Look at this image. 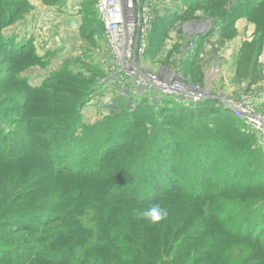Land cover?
<instances>
[{"label":"rangeland","instance_id":"obj_1","mask_svg":"<svg viewBox=\"0 0 264 264\" xmlns=\"http://www.w3.org/2000/svg\"><path fill=\"white\" fill-rule=\"evenodd\" d=\"M90 9H94L93 0H0V154L4 160L18 159L15 151L20 138L27 145L38 141V137L43 140L42 143L49 147L47 151H41L40 156H45V160H49V155L52 157L57 145L71 148L72 144L76 152L68 156L77 155L88 140L64 143L58 139V135L67 129L69 132L77 130L73 128L77 113L84 126L92 128L103 124L105 130L118 128L122 118L125 119L122 110L114 104V97L120 95L118 88L109 82L120 81L119 74L110 68V60L114 62L115 58L114 64L120 62L109 47L108 37L91 30L87 23ZM155 9L145 34L141 36L145 44L137 45L132 57L137 75L161 74L163 80L170 78L181 82L184 87L193 86L196 93L202 95L196 103L209 100L213 103L212 108L218 103L245 120L255 132L247 129L252 137L236 138L234 142L243 153L249 151L246 152L248 160L234 158L237 168L232 171L233 185L229 187L240 189L219 193L223 202L244 210L247 201L264 198V183L260 180L261 176L264 178V0H156ZM96 23L103 29L99 19ZM6 41L16 43L18 49L10 48ZM130 66L132 73L134 69ZM168 72L175 73V76ZM54 75L56 77L42 87L44 81ZM127 79L130 81L132 77ZM95 86L97 88L91 92ZM34 88L36 90H31ZM153 97L155 99L149 97L152 106L157 105V100L163 96ZM84 100L85 105L78 106V101ZM134 101H128L131 114L138 99L134 98ZM136 121L128 124L127 132L120 130L123 134L118 132L116 142H112L114 145L123 144L119 154L105 158L104 163L99 162L103 172L97 183L54 175L45 177L39 172L37 163L24 160L5 164L0 160V214L15 217L37 204L53 206V209H41L32 216L40 223L54 222L50 226L45 223L46 229L34 230L36 232L32 235L38 238L35 240L46 243L40 241V245L49 250L48 259L50 256L57 257L56 260L69 259L65 263L73 259L83 264H243L256 256V249L261 252L263 244L243 247L236 245L232 238L224 242L219 229L205 233L208 211L182 201V195L168 196L166 192L153 191L152 196L161 195H157L154 202H145L146 205L119 203L106 206L98 200L95 195L97 185L105 181L108 185L121 182L123 172L133 178L140 176L134 161H141L143 149L148 144L155 150L165 147L167 138L175 133L166 129L158 138L151 139L150 135L147 142L137 133L141 132L143 124L150 125V120L138 118ZM227 128L232 127L227 124L218 129L220 132ZM206 134L208 139L213 138L212 134ZM92 135L90 132L87 137L92 139ZM179 142L172 149L180 146L181 155H178L190 156L188 149L184 151L182 147L188 145L186 141L181 139ZM89 144L94 147L90 141ZM217 144L215 141L216 147ZM227 146L222 152L215 150L217 153H213L218 154L219 159L207 180L214 178L216 181L226 172L222 156L224 154L227 158L232 154ZM57 154L60 156L58 160H63L65 155ZM99 157L103 160L102 151L92 158L99 160ZM112 160L118 163L110 166ZM55 164L51 167L55 168ZM186 170H177L178 176L184 178L181 187L188 181ZM84 174L95 177L94 174ZM29 181L37 182V185L23 188ZM133 182L135 187L138 180ZM74 191L79 194L68 200ZM127 194L129 197L134 195L132 191ZM154 203L169 212L159 224L142 219L140 215ZM29 221L28 218L21 219L30 227L34 226V222ZM71 221L80 225L65 228L66 231L63 227ZM263 224L259 218L252 222V226L258 228ZM8 228L15 233L19 227L10 224ZM196 236L200 240L198 243ZM103 238H109L110 242L106 244L109 247L99 250L97 245ZM59 241H64V245ZM261 242L264 243V237ZM22 259L24 264L45 263L30 256ZM15 263L18 262L11 264Z\"/></svg>","mask_w":264,"mask_h":264},{"label":"trees","instance_id":"obj_2","mask_svg":"<svg viewBox=\"0 0 264 264\" xmlns=\"http://www.w3.org/2000/svg\"><path fill=\"white\" fill-rule=\"evenodd\" d=\"M93 6L94 9L89 10L87 23L89 24L91 30L105 34L104 30L96 23L98 16L95 9L94 0ZM5 43L6 45H9L10 48L12 47V49L16 47V43H12L11 41H6ZM55 77L56 75L45 80L42 87ZM96 88V86L93 87L91 92L95 91ZM31 90H36V88ZM128 95L129 98L122 97L119 94L114 97V104L116 108L122 110L121 113H123L125 117V119L122 118V120L119 122L121 126L118 128L109 126L110 128L105 130L103 128V124L92 128L86 127L84 126L83 122H81L79 113H77L76 117L73 118V124H75V127L73 128L77 130L69 132L67 129V131H63L64 134L58 135V139H62L61 142L65 141L64 143L76 142L80 139H82V141L88 140L86 144L82 145V148H80L77 155L68 156L71 155L70 153L76 152V149L72 148L73 145L71 143V148L57 145L55 150L52 152V157L49 155V160L47 158L45 160V156H40L42 155L41 151L45 152L49 147L47 144L42 143L44 142L43 140H40L38 137V141L27 145L25 140L20 138V145H18V148L17 146H13L14 149L17 148L15 152L18 155V159L4 160V157L2 154H0V160H2V163L5 164L9 162L14 163L15 161L22 162L24 160L37 163L39 164V172H41V175L45 177L48 175H54L53 177L57 176L64 179L73 178L86 183L90 182L91 184L97 183V181L100 180L102 176L101 173L103 172L100 168L99 162L101 163V161H103L104 163L105 158L115 154L118 155L120 149L123 146L121 143L119 145H114V143H112L116 142L118 132H120V130H126L124 132H127V128L129 127L128 124L130 125L131 121L136 123V119L145 118L150 120V125L143 124L142 129L140 128L141 132H138L137 134L143 139L147 140V142L150 135L151 139L158 138L160 132H163L166 129H171V131L175 133L172 134L173 136L167 138V142H165L167 145L165 146L166 148L163 145V148L161 147L160 149L157 148L155 150L152 148L153 145L148 144L147 148L145 147L143 149V158L141 161L139 159L134 161V165L139 167L141 173L140 176L133 178L130 177V175L126 176V173L123 172L120 177L121 182L115 181L114 183L108 185L105 181L104 184L97 185L95 187V195L97 196L98 200L106 206L117 205L119 203H140L142 205H146L145 202H154L156 196L161 195L156 193L157 195L152 196L150 193H153V191H163L168 193V196L169 194H173V196L176 197L177 195H182L184 198L182 201L185 200L187 202H191L194 207L200 210L205 209L208 211L206 218L208 222L203 229L205 233L211 230L219 229L222 236L221 239L224 242L229 241L232 238L236 245L243 247H250L255 245V243L256 245H264V243L261 242L264 237V224L259 226V228L257 226H252V222L257 218H259L260 221H264V198L251 199L250 202L247 201V203L243 205L244 210H241V208H235L230 202H223L221 200L222 198L219 196V193L222 191V193L226 194L227 192H230L234 189H240L239 187L230 188L229 186L233 185V180L231 179L232 171L237 168L236 159H234L235 156L247 160L249 158L246 156V152L249 151L245 150V153H243V150L241 151L238 143H234L236 138L237 140H245L247 135H252L247 130L250 128L245 120L236 117L230 110L226 109L222 105H219L218 103L216 106L218 108H212L211 106L213 103L209 100L196 103L186 100L178 101L174 97L163 96L162 99L157 100V105L153 104V106L155 105L153 107L152 100L148 96L139 98L134 97L132 94ZM134 98L138 99V101L135 103V111L131 114L128 111V107L130 103L135 102ZM87 99H89V97ZM128 101H130V103ZM78 103V106L82 105L83 107L85 105V100L81 103L78 101ZM227 124H229V126L232 128L220 130L219 132L218 128ZM1 126H4V124ZM146 127L151 128V130H148V128L146 129ZM250 131L252 130L250 129ZM90 132L93 134L92 139H89L90 136L87 137ZM206 133H209V135L212 134L213 138L208 139L209 136H206ZM119 134L121 135L123 132H120ZM155 134L158 136L156 137ZM168 134H170L169 131ZM253 134H255V132ZM181 139L186 141L188 144L186 147L182 146L184 151L185 149H188V153L191 154L190 156L187 155L188 157L180 156L181 154L179 149L182 150L180 146H178L176 149H172V146H177L176 144L180 143L179 141H181ZM89 141L94 146L93 148L89 144ZM215 141L218 142L217 147L215 145ZM225 145H228L227 149L230 153H232L230 157L227 156V158H225L224 154L222 156V161L226 162L224 164H226L227 170L226 172L224 171L225 173H223L221 177H218L216 181L214 178H210L209 180L212 182V184L210 183L209 185V180L207 179L210 177L211 173L213 174L211 169L212 167L216 166L215 162L219 159V156L217 157L218 154L215 155L213 153L222 152V149ZM90 148L92 150H90ZM56 149L59 151H56ZM152 150H155V152L150 153ZM215 150L218 151L215 152ZM98 151H102L103 160L102 157H99V160H94V158H92L98 153ZM57 153L64 154L65 159L63 158V160H58L60 156H58ZM92 153L94 155H92ZM69 157H72L71 160H66ZM237 160L239 161L240 158H237ZM112 161L113 162H111L112 164L110 166L118 163L117 160H115L116 163L114 160ZM55 162L57 164H55ZM54 164L56 166L55 168H52L51 165ZM62 164L63 166H60ZM131 164L132 162H130L129 165ZM171 164L172 168H170ZM246 166L249 167L250 164H247ZM179 168H185V170L187 169L186 173L188 174V181L183 187H181V185H183L184 178L182 179L180 176H178L179 172L177 170H179ZM84 173L94 174L95 177L89 178ZM129 177L130 181L128 180ZM204 177L206 180H203ZM133 180H138L135 187L133 186ZM260 180L261 183H264V178L262 176L260 177ZM34 185H37V182L29 181L27 186L25 185L23 188H31ZM149 185L152 187H150L148 190ZM255 187L259 188L262 186L257 185ZM129 191H132V194L134 195L129 197L127 194ZM76 193V191L72 192L71 195L68 196V200L70 198L77 197L75 195ZM57 197L60 198L61 196ZM51 203H53V200ZM51 207L53 206H49L48 203H41L40 205L37 204L33 208H29L25 212H22V215L18 213L15 217L8 213L0 214V264H9V262L11 264L13 261L18 262L15 264H24L23 262L21 263V261H24L22 258L29 256L33 260L35 258L36 260H42L43 263L45 262L44 264H83L76 263V261L73 259L71 260L72 262L65 263L64 261L69 260L67 258L63 260H56L58 259L57 257L50 256L51 259H48L50 255L49 250L46 249V246L40 245V241L42 240L38 241L35 240L38 238L33 237L32 234L36 232L34 230L45 228L44 226L47 222L49 223L48 226L54 222H49V220H46L40 223V220L36 218L34 219L32 216H35L36 213H38L41 209L47 210ZM9 216L11 217L4 220L5 217ZM22 218H28V220H30L29 222H34V226L30 227V225H27L28 222H21ZM7 223L12 224L15 228L19 227L17 232L14 233L13 230L8 228L10 227V224ZM76 225L78 226L80 223L74 224V222L71 221L63 228L72 229ZM21 235L24 236L21 238L19 237ZM45 240H47V238ZM195 241L196 243L200 241L197 236L195 237ZM109 242V238L101 240V242L97 245V249L104 250L105 246L108 248L109 246L106 244ZM42 243L46 244L43 241ZM64 243V241H59L60 245H64ZM258 250L259 249H256L257 252L254 253L256 256L247 259L243 264H264L263 246L260 249L261 252L259 251L258 253ZM42 256L46 257V259L42 258Z\"/></svg>","mask_w":264,"mask_h":264},{"label":"built area","instance_id":"obj_3","mask_svg":"<svg viewBox=\"0 0 264 264\" xmlns=\"http://www.w3.org/2000/svg\"><path fill=\"white\" fill-rule=\"evenodd\" d=\"M98 19L103 24L105 35L110 40L109 47L116 54L119 64L110 60L112 72L119 74L120 81L109 80L110 84L118 88L122 97L132 94L134 97L162 96L174 97L176 100L195 102L200 94L196 93L193 86L184 87L181 82H175L170 78L163 80V76L140 73L132 62V57L137 45H144L141 36L145 34L148 22L156 11V0H94ZM133 66H130V64ZM132 67V73L130 68ZM171 74L170 72H168ZM177 74V73H176ZM171 76H175L172 73ZM127 77H132L128 80ZM257 121V120H256ZM251 122H254L251 120ZM255 123V122H254ZM257 123V122H256Z\"/></svg>","mask_w":264,"mask_h":264},{"label":"clouds","instance_id":"obj_4","mask_svg":"<svg viewBox=\"0 0 264 264\" xmlns=\"http://www.w3.org/2000/svg\"><path fill=\"white\" fill-rule=\"evenodd\" d=\"M168 209L158 203L150 205L140 215L142 219L149 220L153 224H159L168 217Z\"/></svg>","mask_w":264,"mask_h":264},{"label":"bare ground","instance_id":"obj_5","mask_svg":"<svg viewBox=\"0 0 264 264\" xmlns=\"http://www.w3.org/2000/svg\"><path fill=\"white\" fill-rule=\"evenodd\" d=\"M172 67V66H171ZM200 96H202V95H200ZM245 107V106H244ZM250 107V106H249ZM257 111V110H256Z\"/></svg>","mask_w":264,"mask_h":264}]
</instances>
